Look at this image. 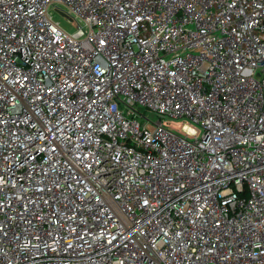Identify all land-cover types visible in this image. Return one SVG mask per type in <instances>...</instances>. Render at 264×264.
<instances>
[{"label":"built area","instance_id":"1","mask_svg":"<svg viewBox=\"0 0 264 264\" xmlns=\"http://www.w3.org/2000/svg\"><path fill=\"white\" fill-rule=\"evenodd\" d=\"M0 264H264V0H0Z\"/></svg>","mask_w":264,"mask_h":264},{"label":"rangeland","instance_id":"2","mask_svg":"<svg viewBox=\"0 0 264 264\" xmlns=\"http://www.w3.org/2000/svg\"><path fill=\"white\" fill-rule=\"evenodd\" d=\"M51 12H52V16H53L54 21L58 22L59 25L64 30H66L69 33H73L76 31L75 25L68 18L64 17L63 15H61L57 11L53 10ZM142 111H144L147 115H149L153 121H156L158 119V117L156 115L151 114L148 111H145V108H143ZM180 124H181V121L178 123L174 122V123L170 124V127L173 128L175 131L182 133Z\"/></svg>","mask_w":264,"mask_h":264}]
</instances>
